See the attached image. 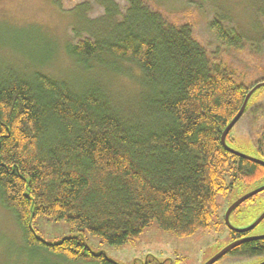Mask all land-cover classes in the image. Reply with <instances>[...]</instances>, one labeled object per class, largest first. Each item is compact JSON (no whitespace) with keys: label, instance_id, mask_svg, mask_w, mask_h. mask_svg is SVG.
I'll list each match as a JSON object with an SVG mask.
<instances>
[{"label":"trees","instance_id":"trees-1","mask_svg":"<svg viewBox=\"0 0 264 264\" xmlns=\"http://www.w3.org/2000/svg\"><path fill=\"white\" fill-rule=\"evenodd\" d=\"M93 1L103 11L100 36L66 44L65 55L85 70L115 67L118 75L117 64H129L144 98L127 114L98 83L73 88L36 70L0 75V205L16 220L28 263L29 251L48 264H114L78 236L44 242L31 227L37 218L64 221L114 247L132 243L153 223L185 238L210 227L219 195L264 184V167L221 144L246 95L264 83L262 60L245 62L248 72L211 55L190 15L181 23L145 0H118L122 9L117 0ZM50 2L62 10L60 0ZM69 8L81 18L88 10L84 3ZM209 29L224 50H245L243 37L221 22L213 20ZM262 91L252 94L240 120L250 117L257 137L253 156L244 154L264 160V104L249 110ZM230 133L225 144L239 150ZM258 198L233 213L256 208ZM229 233L233 243L251 232ZM229 253L261 264L264 239Z\"/></svg>","mask_w":264,"mask_h":264},{"label":"rangeland","instance_id":"rangeland-1","mask_svg":"<svg viewBox=\"0 0 264 264\" xmlns=\"http://www.w3.org/2000/svg\"><path fill=\"white\" fill-rule=\"evenodd\" d=\"M62 10L50 0H0V75L5 72H20L25 76L29 71L69 84L73 88L98 83L109 96L115 107L130 114L134 104L142 102L144 95L139 91L137 71L128 64H117L123 72L120 75L85 70L70 60L64 53L66 44L93 35L100 36L103 28V11L93 0H60ZM171 20L181 23L191 17L195 35L207 51L215 57H222L232 66L260 59L264 63V0H145ZM84 3L88 10L83 18L68 12L71 5ZM122 9L124 4L115 2ZM213 20L221 22L229 31L241 35L245 50L240 54L228 52L220 47L210 32ZM93 24V25H91ZM30 73V72H29ZM253 77V76H251ZM264 104V91L255 95L249 110ZM231 147L252 155L253 144L257 141L251 129V119L243 117L230 133ZM243 194L233 189L217 197L218 212L209 228L199 230L189 237L180 238L162 231L156 224L143 230L130 244L121 247L109 246L101 239L88 234H78L64 221L37 218L31 223L36 236L48 244H56L65 238L80 237L91 252L104 254L114 264H205L221 252L232 241L224 224V214L229 206ZM257 206L244 207L232 214L230 223L243 228L264 209V191L259 194ZM258 211V212H257ZM264 234V221L250 233V236ZM21 231L14 216L0 205V264H48L36 261L34 252H25L28 263L20 252ZM52 260H57L53 259ZM60 264H67L57 260ZM253 262V261H251ZM82 264V263H79ZM215 264H246L228 253Z\"/></svg>","mask_w":264,"mask_h":264},{"label":"water","instance_id":"water-1","mask_svg":"<svg viewBox=\"0 0 264 264\" xmlns=\"http://www.w3.org/2000/svg\"><path fill=\"white\" fill-rule=\"evenodd\" d=\"M261 87H264V83L261 84H257L254 88H252L250 90V92L246 95L243 104L239 110V112L237 113V115L233 118V120L228 124V126L225 128L224 132L222 133L221 136V144L222 146L226 149V151H228L229 153L236 155L238 157H242L244 159H247L255 164H258L262 167H264V160H261L259 158H255V157H251V156H247L244 153H241L237 150L231 149L229 148L226 144V137L227 135L230 133V131L235 127V125L239 122L242 114L244 113V110L246 108V105L248 103V100L250 99V97L252 96V94L254 92H256V90L260 89ZM264 191V184L250 190L249 192L243 194L241 197H238L234 203H232L229 208L226 210L225 214H224V224L226 225L227 229L231 232H235V233H249L252 232L263 220H264V210L263 212L257 217L256 220H254V222H252L249 226L242 228V229H238L235 228L233 225H231L230 223V217L233 213L234 210H236L241 204H243L245 201L249 200L250 198L260 194L261 192ZM264 239V234L261 235H255V236H247L246 238H243L242 240L230 243L229 245L226 246V248H224L221 252H219L218 254H216L213 258H211L209 261H207L205 264H215L216 262H218L223 256H225L226 254H228L232 249L238 247L239 245L245 243V242H249V241H256V240H263ZM261 264H264V262H262Z\"/></svg>","mask_w":264,"mask_h":264},{"label":"flooded vegetation","instance_id":"flooded-vegetation-1","mask_svg":"<svg viewBox=\"0 0 264 264\" xmlns=\"http://www.w3.org/2000/svg\"><path fill=\"white\" fill-rule=\"evenodd\" d=\"M255 230V229H254Z\"/></svg>","mask_w":264,"mask_h":264}]
</instances>
